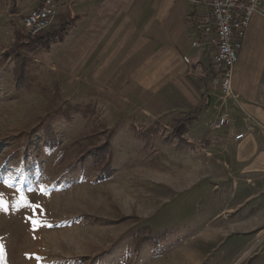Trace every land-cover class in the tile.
<instances>
[{"label": "rangeland", "instance_id": "rangeland-1", "mask_svg": "<svg viewBox=\"0 0 264 264\" xmlns=\"http://www.w3.org/2000/svg\"><path fill=\"white\" fill-rule=\"evenodd\" d=\"M16 24L0 29V264H264V207L243 204L224 129L198 130L199 114L177 137L193 107L74 76L52 40L18 59Z\"/></svg>", "mask_w": 264, "mask_h": 264}, {"label": "crops", "instance_id": "crops-1", "mask_svg": "<svg viewBox=\"0 0 264 264\" xmlns=\"http://www.w3.org/2000/svg\"><path fill=\"white\" fill-rule=\"evenodd\" d=\"M43 1L0 0V29L7 20L16 21L17 29L18 21ZM54 1L58 14L48 32L75 19L62 42L54 44L59 68L74 76L91 71V83L111 86L112 92L126 87L130 101L160 97L162 107L170 101L181 102L178 108L197 107L211 69L204 49L192 46L201 6L192 0ZM194 60L201 72L194 71ZM230 84L226 98L205 94L210 106L199 113L198 130L212 127L223 114L230 116L231 124L222 132L226 162L245 185L243 204L259 210L264 207V14L250 21ZM238 133L244 138L234 141Z\"/></svg>", "mask_w": 264, "mask_h": 264}, {"label": "built area", "instance_id": "built-area-1", "mask_svg": "<svg viewBox=\"0 0 264 264\" xmlns=\"http://www.w3.org/2000/svg\"><path fill=\"white\" fill-rule=\"evenodd\" d=\"M202 7L197 15L193 35V47H202L210 58V73L203 80L204 93L216 92L219 98L231 93L230 77L243 47L246 31L254 15L264 14V0H192ZM54 0H44L21 19L16 29L20 36L40 37L51 28L58 14ZM184 62L189 60L184 58ZM231 124L228 114H223L212 126L213 130L227 129ZM244 135H234L241 141Z\"/></svg>", "mask_w": 264, "mask_h": 264}, {"label": "trees", "instance_id": "trees-1", "mask_svg": "<svg viewBox=\"0 0 264 264\" xmlns=\"http://www.w3.org/2000/svg\"><path fill=\"white\" fill-rule=\"evenodd\" d=\"M75 23V19L71 18L68 21H64L60 23L58 28L51 32H47V34L40 36V37H34V38H28V37H21L17 31H14L15 36V44L12 49H10V53L14 56H16L18 59H20V51L24 48H27L37 42H47L48 40H52L51 42L56 44L59 42H62L64 36L67 34V32L72 28V26ZM203 107H196L193 109L192 112H190L187 115H183L180 118L175 120V124L173 127V133L177 137H182L186 133V127L192 124L193 122L197 121L199 113L203 110ZM49 137V136H48ZM50 139V138H49ZM48 139V140H49ZM104 159H106V162L110 159V151L109 147L104 144L102 147L97 149L96 155L94 157V164L95 167L98 164H101ZM97 173L98 181H103L108 178H110L114 171L112 169H108L107 166L103 167L102 169H99Z\"/></svg>", "mask_w": 264, "mask_h": 264}, {"label": "snow or ice", "instance_id": "snow-or-ice-1", "mask_svg": "<svg viewBox=\"0 0 264 264\" xmlns=\"http://www.w3.org/2000/svg\"><path fill=\"white\" fill-rule=\"evenodd\" d=\"M3 205H2V202H0V207H2ZM32 223L34 224V225H36V224H38L39 222L38 221H32Z\"/></svg>", "mask_w": 264, "mask_h": 264}, {"label": "bare ground", "instance_id": "bare-ground-1", "mask_svg": "<svg viewBox=\"0 0 264 264\" xmlns=\"http://www.w3.org/2000/svg\"><path fill=\"white\" fill-rule=\"evenodd\" d=\"M8 223V222H7ZM5 228H7V227H5Z\"/></svg>", "mask_w": 264, "mask_h": 264}]
</instances>
